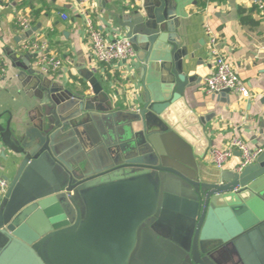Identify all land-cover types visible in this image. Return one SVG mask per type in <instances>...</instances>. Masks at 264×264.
Returning <instances> with one entry per match:
<instances>
[{
	"label": "water",
	"instance_id": "water-1",
	"mask_svg": "<svg viewBox=\"0 0 264 264\" xmlns=\"http://www.w3.org/2000/svg\"><path fill=\"white\" fill-rule=\"evenodd\" d=\"M142 1L114 13L140 108L117 110L84 68L88 91L29 56L19 65L34 104L16 128L0 115L18 167L0 198V264H264V150L240 173L204 166L212 141L186 105L198 77L185 71L177 4Z\"/></svg>",
	"mask_w": 264,
	"mask_h": 264
},
{
	"label": "crops",
	"instance_id": "crops-1",
	"mask_svg": "<svg viewBox=\"0 0 264 264\" xmlns=\"http://www.w3.org/2000/svg\"><path fill=\"white\" fill-rule=\"evenodd\" d=\"M174 1L179 18L178 34L188 50L184 59L185 71L189 76L198 77L194 86L187 90L185 101L197 116L207 118L205 131L212 146L203 163L208 170H216L208 157L213 147L224 146L236 135L253 149L262 144L264 15L248 0H214L207 2L205 7V0ZM142 3V0H0V60L6 63V74L0 81L1 123L6 124L12 118V127L16 128L34 104L19 79L22 72L19 65H27L29 56L31 66H34L35 55L22 51L21 44L35 39L45 43L49 53L62 62L61 68L48 76L53 81L78 89L77 83H87L81 77L84 68L104 84L117 110L140 108V84L136 72L97 62L88 40L86 19L91 18L97 29L109 35L118 32L114 13L132 11ZM241 10L251 16L255 26L242 25ZM16 13L29 19L32 30L37 29L33 35L27 36V32L20 30ZM206 26L217 34L218 51L250 88L252 98L233 93L220 98V95H209L204 90L205 79L214 68ZM9 160L11 154L0 144V177L10 181L18 167ZM239 163L240 155L236 152L224 170L235 171Z\"/></svg>",
	"mask_w": 264,
	"mask_h": 264
},
{
	"label": "built area",
	"instance_id": "built-area-1",
	"mask_svg": "<svg viewBox=\"0 0 264 264\" xmlns=\"http://www.w3.org/2000/svg\"><path fill=\"white\" fill-rule=\"evenodd\" d=\"M8 1V0H4ZM257 11L264 15V0H248ZM16 22L23 32H29L33 29L28 18L16 13ZM86 29L88 40L92 53L100 64L109 66H118V69L125 68L131 73L135 71L136 53L128 38L119 32L105 34L95 27L91 18L86 19ZM206 33L209 37L210 53L213 59V71L206 77L204 90L209 95H220L225 90L241 96L242 98H252L251 90L247 84L239 77L237 71L217 49L218 36L209 27L206 26ZM21 50L34 54V67L46 76L56 72L61 68L62 62L52 56L45 43L35 39L21 44ZM6 74V63L0 60V81ZM137 109V108H136ZM134 109V110H136ZM264 150V136L262 144L253 149L240 136H234L224 146L213 147L209 152V160L217 169L224 170L227 164L237 153L240 155V163L235 172H242L248 165L255 163ZM8 190V180L0 177V194L4 196Z\"/></svg>",
	"mask_w": 264,
	"mask_h": 264
},
{
	"label": "trees",
	"instance_id": "trees-1",
	"mask_svg": "<svg viewBox=\"0 0 264 264\" xmlns=\"http://www.w3.org/2000/svg\"><path fill=\"white\" fill-rule=\"evenodd\" d=\"M205 4L203 5V7L207 6V2H211V1H214V0H205ZM255 10L257 11V8H255ZM240 20H241V23L242 25H252V26H255L256 25V22H254L251 18L250 15H245V11L244 10H241L240 11ZM82 90L83 91H88V88H87V84L83 83L82 85Z\"/></svg>",
	"mask_w": 264,
	"mask_h": 264
}]
</instances>
